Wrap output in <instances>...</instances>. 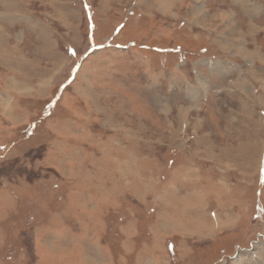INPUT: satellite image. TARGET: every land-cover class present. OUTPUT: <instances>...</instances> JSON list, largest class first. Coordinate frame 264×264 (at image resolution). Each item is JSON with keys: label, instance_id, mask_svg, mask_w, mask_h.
Returning a JSON list of instances; mask_svg holds the SVG:
<instances>
[{"label": "rangeland", "instance_id": "1", "mask_svg": "<svg viewBox=\"0 0 264 264\" xmlns=\"http://www.w3.org/2000/svg\"><path fill=\"white\" fill-rule=\"evenodd\" d=\"M0 264H264V0H0Z\"/></svg>", "mask_w": 264, "mask_h": 264}, {"label": "crops", "instance_id": "2", "mask_svg": "<svg viewBox=\"0 0 264 264\" xmlns=\"http://www.w3.org/2000/svg\"><path fill=\"white\" fill-rule=\"evenodd\" d=\"M25 74V72H24ZM24 78L28 77L27 74L23 75ZM32 76V74H31ZM30 78H26L25 82H28ZM13 79L10 78L4 81L7 84L8 89H12L11 83ZM30 86H28L29 88ZM26 88V87H25ZM14 90V88L12 89ZM10 108V107H9ZM9 108L7 107L6 110L8 112ZM194 188V187H193ZM174 192V190H173ZM188 192V191H187ZM185 193V192H184ZM206 191L202 192L201 190L192 189L189 194H184L180 198V196H164L159 195L157 198L158 202L163 205L160 208L159 203L157 202V209L159 211V216L162 218V225L164 227L172 228L173 230H177L180 234H187L192 232L191 225L194 227H200V230L203 232L206 230L207 223L209 222L206 217L207 215V203H206ZM179 198V199H178ZM178 199V201H177ZM180 209H177V204ZM210 209V208H209ZM215 213L209 210L208 216L210 220H213ZM215 219V218H214ZM217 219V218H216ZM160 222V220H159ZM217 222V221H216ZM197 231V230H195ZM212 231V230H211Z\"/></svg>", "mask_w": 264, "mask_h": 264}, {"label": "bare ground", "instance_id": "3", "mask_svg": "<svg viewBox=\"0 0 264 264\" xmlns=\"http://www.w3.org/2000/svg\"><path fill=\"white\" fill-rule=\"evenodd\" d=\"M170 3H171V0L170 1L168 0V2H165V0H160V8H161V10H166L169 7Z\"/></svg>", "mask_w": 264, "mask_h": 264}]
</instances>
